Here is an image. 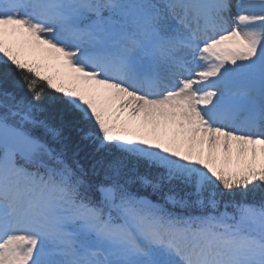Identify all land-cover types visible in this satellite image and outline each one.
<instances>
[{
	"label": "snow or ice",
	"instance_id": "1",
	"mask_svg": "<svg viewBox=\"0 0 264 264\" xmlns=\"http://www.w3.org/2000/svg\"><path fill=\"white\" fill-rule=\"evenodd\" d=\"M0 64V264H264V0H0Z\"/></svg>",
	"mask_w": 264,
	"mask_h": 264
},
{
	"label": "trees",
	"instance_id": "2",
	"mask_svg": "<svg viewBox=\"0 0 264 264\" xmlns=\"http://www.w3.org/2000/svg\"><path fill=\"white\" fill-rule=\"evenodd\" d=\"M3 73H7V80L11 81L16 79V73L11 68L5 67L2 64H0V79H3ZM21 94L27 96L28 93L26 91L21 90ZM45 104L47 105L46 115L48 118H50L53 122L60 123L64 122L68 127L69 130L71 129L72 125L75 123H78V120L67 114L64 110L63 105L53 96L51 99L48 97L45 98ZM72 138L75 137V133L71 130L68 133ZM81 160L82 163L85 165L87 164V158L85 157L84 153H81ZM166 191V190H165ZM141 193L148 195V197L151 199H155L158 201V197L156 194L152 193L150 188L141 189ZM225 199H230V197L225 196ZM235 199L240 200L241 197L239 194L235 196ZM264 199V190L256 189L254 193L249 194L246 198L248 203H255L259 204L260 201ZM162 202V201H159Z\"/></svg>",
	"mask_w": 264,
	"mask_h": 264
}]
</instances>
